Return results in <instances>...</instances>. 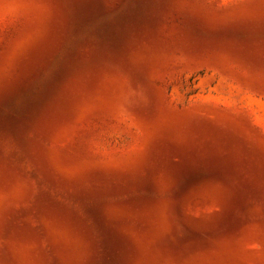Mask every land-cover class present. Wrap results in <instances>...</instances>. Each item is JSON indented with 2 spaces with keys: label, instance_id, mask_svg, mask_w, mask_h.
Returning <instances> with one entry per match:
<instances>
[{
  "label": "rangeland",
  "instance_id": "rangeland-1",
  "mask_svg": "<svg viewBox=\"0 0 264 264\" xmlns=\"http://www.w3.org/2000/svg\"><path fill=\"white\" fill-rule=\"evenodd\" d=\"M0 264H264V0H0Z\"/></svg>",
  "mask_w": 264,
  "mask_h": 264
}]
</instances>
